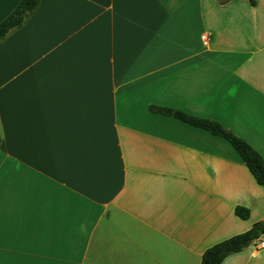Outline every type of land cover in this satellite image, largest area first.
Wrapping results in <instances>:
<instances>
[{"label":"crops","instance_id":"obj_1","mask_svg":"<svg viewBox=\"0 0 264 264\" xmlns=\"http://www.w3.org/2000/svg\"><path fill=\"white\" fill-rule=\"evenodd\" d=\"M150 106L264 158V0H39L0 39V264H200L264 221L234 147Z\"/></svg>","mask_w":264,"mask_h":264},{"label":"trees","instance_id":"obj_2","mask_svg":"<svg viewBox=\"0 0 264 264\" xmlns=\"http://www.w3.org/2000/svg\"><path fill=\"white\" fill-rule=\"evenodd\" d=\"M38 3L39 0H21L13 12L0 22V39L4 38L11 30L21 27ZM150 110L174 117L226 139L239 153L257 184L264 188V158L243 138L226 129L216 120L192 116L163 106H150ZM234 213L244 220L250 216V210L243 206H236ZM263 234L264 221L255 222L248 230L208 247L202 254L200 264H221L228 255L241 251Z\"/></svg>","mask_w":264,"mask_h":264},{"label":"rangeland","instance_id":"obj_3","mask_svg":"<svg viewBox=\"0 0 264 264\" xmlns=\"http://www.w3.org/2000/svg\"><path fill=\"white\" fill-rule=\"evenodd\" d=\"M261 206H264V202L262 203ZM256 218H257V216H255L254 214L250 216V220H253V219H256Z\"/></svg>","mask_w":264,"mask_h":264},{"label":"built area","instance_id":"obj_4","mask_svg":"<svg viewBox=\"0 0 264 264\" xmlns=\"http://www.w3.org/2000/svg\"><path fill=\"white\" fill-rule=\"evenodd\" d=\"M203 38L205 37L204 35L202 36ZM259 247H264V241H260V243L258 244Z\"/></svg>","mask_w":264,"mask_h":264}]
</instances>
